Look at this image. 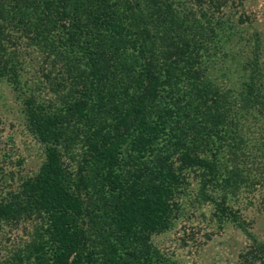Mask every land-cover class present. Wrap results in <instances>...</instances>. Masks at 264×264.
I'll list each match as a JSON object with an SVG mask.
<instances>
[{"label":"trees","instance_id":"obj_1","mask_svg":"<svg viewBox=\"0 0 264 264\" xmlns=\"http://www.w3.org/2000/svg\"><path fill=\"white\" fill-rule=\"evenodd\" d=\"M192 1L204 8L206 0ZM182 14L195 12L178 0H0V77L18 84L7 46L21 31L62 62L71 82L59 106L25 102L45 160L0 200V221H37L23 264H171L150 240L170 228L190 172L202 190L242 183L236 168L221 173L218 159L231 129L229 93L203 78L202 33L193 22L189 36ZM261 98L252 75L243 103L263 106ZM217 206L264 258V243L226 196Z\"/></svg>","mask_w":264,"mask_h":264},{"label":"rangeland","instance_id":"obj_2","mask_svg":"<svg viewBox=\"0 0 264 264\" xmlns=\"http://www.w3.org/2000/svg\"><path fill=\"white\" fill-rule=\"evenodd\" d=\"M178 1L195 12L194 16L182 14L189 23V36L195 34L193 22H198L196 28L202 33L203 78L229 93L232 109L227 121L231 129L220 137L222 145L217 146L223 147L218 159L221 173L236 168L242 183L234 193L215 187L202 190L199 172H190L177 198L180 209L176 217L169 229L152 236L150 246L171 264H264L247 233L217 206L226 196V206L247 232L264 243V0H244L242 4L239 0H206L204 8L192 0ZM10 34L7 47L19 63V79L14 85L8 77H0V200L35 176L45 160L44 147L29 128L26 100L59 106L71 87L59 59L25 33ZM252 75L263 106L248 108L243 98ZM64 160L68 170H77L69 156ZM35 224L32 218L0 221V264H23L19 257L32 241Z\"/></svg>","mask_w":264,"mask_h":264}]
</instances>
